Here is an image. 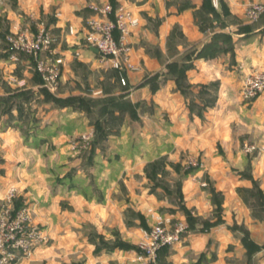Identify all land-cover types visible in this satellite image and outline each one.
Returning <instances> with one entry per match:
<instances>
[{
    "label": "rangeland",
    "instance_id": "rangeland-1",
    "mask_svg": "<svg viewBox=\"0 0 264 264\" xmlns=\"http://www.w3.org/2000/svg\"><path fill=\"white\" fill-rule=\"evenodd\" d=\"M106 1L117 0H80L73 9L63 4L75 0H0V212L13 218L26 214L23 231L30 239L28 253L18 250L4 264H264V257L256 255L264 246L262 226L255 238L240 226L236 240L241 247L232 240L221 247L213 237L202 249L186 247L184 241L164 248L153 261L138 257L142 233L158 216L168 218L170 225L185 221L183 237L190 228L199 230L198 225L211 227L212 216L220 218L222 197L212 192L211 166L224 164L230 171L240 165L239 173L253 182L243 191L244 200L264 221V87L253 97L245 95L248 77L264 73V67L239 65V74L224 89L219 80L191 83L186 70L192 62L187 59L197 43L187 42L175 26L160 46L151 36L160 20L150 10L198 3L204 27L209 25L204 18L209 0H123L140 25L122 81L107 57L86 53L90 3ZM65 19L74 22L59 28L57 23ZM36 23L59 37L67 55L54 89L43 84L31 56L19 62L10 56L8 36L21 27L36 29ZM70 24L78 30L73 39ZM138 34L144 35L149 56L163 66L159 72L148 68L138 73L140 66L133 61ZM75 38L81 41L75 43ZM220 41L224 43L218 45ZM179 42L184 53H179ZM227 42L226 36H218L213 51L229 50ZM78 46L85 50L82 56L74 52ZM169 77L175 79L189 117L205 118L204 110L220 114L209 126L214 139L196 136L192 123H178L153 97ZM135 85L148 90L138 91ZM189 130L194 131L186 145L178 138ZM186 181L212 193L209 216L197 217L186 205Z\"/></svg>",
    "mask_w": 264,
    "mask_h": 264
},
{
    "label": "crops",
    "instance_id": "crops-1",
    "mask_svg": "<svg viewBox=\"0 0 264 264\" xmlns=\"http://www.w3.org/2000/svg\"><path fill=\"white\" fill-rule=\"evenodd\" d=\"M253 1L257 0H214L215 3L209 5L204 17L209 25L204 27L200 25L199 13L197 14L201 8L198 3V5L182 9L176 7L167 9L163 6H155V8L150 10V15L157 16L160 22L157 31L154 32L155 34L152 33L151 35L152 39L164 47L172 35L175 26L179 27L183 35H185L187 42L197 43L192 56L187 59V62H192V66L186 70L189 81L199 84L211 80H219L222 89H224L228 85L227 83H231L232 78L239 74V65L246 69L252 65L255 67L263 65L264 67V13L258 20V24L248 20L245 15L247 6ZM113 3H124V1L117 0ZM80 5V0H75L71 5L63 4V6H70L72 9L79 8ZM65 20H59L57 23L59 28H63L66 22L69 23L70 19L68 21L67 19ZM73 22L74 20L71 21V23ZM145 24V15H143L141 17V31L145 28ZM218 36L227 37V43L231 47L229 50L222 52L220 49H216L213 51ZM143 37L144 35L141 34L140 36L138 34L137 38L135 37L137 54L135 53L133 61L134 63L136 62L135 64H137L138 68L140 66L139 70L141 71L138 73L148 68H151L152 73L159 72L163 66L155 57L149 56L144 40H142ZM74 41L75 43H79L81 39L75 38ZM223 43L224 41H220L218 45ZM184 47L182 42L178 43V49L181 51L179 53L185 52L186 47ZM74 52L82 56L85 50L78 46ZM89 52L91 54L97 53L91 48L86 51V53ZM170 60L171 58H168L167 62H170ZM127 75L130 82L131 73ZM136 88L138 91L140 88L148 90L144 86ZM136 90L134 89V91ZM153 97L167 108L173 117L178 119L176 120L178 123L180 122L183 125L192 123L197 133L196 136L215 138L214 132L211 133L209 131V126L220 119V114H213L212 111L208 112V110H204L203 115L205 118L198 114H195L193 118L189 117L183 98L177 92L175 79L170 77L166 79L163 85L153 93ZM193 131L189 130L183 133L178 139L184 140L186 145H188L186 142L188 139L187 135L193 134ZM210 166L211 164H209ZM239 166L235 164L233 167H230V171L224 164H218V167L215 165L209 168L210 173L213 172L211 174L214 177V180L211 182V186L213 187L212 192L219 193L222 197V201L218 205L220 218L212 216L213 218L211 219L214 224L209 228H205L203 225H198L201 227L199 230L190 228L187 235L182 238L181 242L176 243V246L185 241L186 247L195 248L197 246V249H202L214 237L218 239L217 244L221 247L227 245L231 240L232 243L234 242L238 247H241L240 242L236 240L240 235L238 231L240 226L247 227L254 238L257 234L256 231H258L257 227L262 226L264 229V221L262 222L254 214L253 205L249 201L244 200L243 191L248 189L253 182L244 178L239 173ZM260 184L264 191V175ZM183 193L186 205L192 209L195 216L202 218L213 213L212 195H209L212 193L190 181H186L183 185ZM258 254L264 257L263 245L258 248L256 255ZM174 255L178 257L176 254ZM94 259L92 261L95 262L97 258Z\"/></svg>",
    "mask_w": 264,
    "mask_h": 264
},
{
    "label": "built area",
    "instance_id": "built-area-1",
    "mask_svg": "<svg viewBox=\"0 0 264 264\" xmlns=\"http://www.w3.org/2000/svg\"><path fill=\"white\" fill-rule=\"evenodd\" d=\"M91 15L86 19L84 33L86 46L97 48V53L107 57L125 81L124 65L129 63L133 50V35L140 25L139 16L123 3L111 1L91 2ZM264 13V0L249 3L246 17L258 21ZM74 25L68 26L72 38L77 32ZM12 61H21L23 56H31L35 70L40 74L43 84L54 89L61 69L65 65V53L61 50L59 37L44 24L36 23V29L21 27L8 36ZM264 87V73L251 75L245 84L246 97H253ZM26 214L19 213L16 218L0 212V264L15 259L17 251L29 252V236L23 231ZM35 231V229L33 230ZM187 231V223L178 221L170 225L169 219L158 216V220L142 233L139 258L153 261L166 247L179 243ZM33 233L30 234V237Z\"/></svg>",
    "mask_w": 264,
    "mask_h": 264
},
{
    "label": "trees",
    "instance_id": "trees-1",
    "mask_svg": "<svg viewBox=\"0 0 264 264\" xmlns=\"http://www.w3.org/2000/svg\"><path fill=\"white\" fill-rule=\"evenodd\" d=\"M211 4V0H209V4H208V7H209V5ZM38 73V72H37ZM38 75H39V77H40V79H41V76H40V74L38 73Z\"/></svg>",
    "mask_w": 264,
    "mask_h": 264
},
{
    "label": "water",
    "instance_id": "water-1",
    "mask_svg": "<svg viewBox=\"0 0 264 264\" xmlns=\"http://www.w3.org/2000/svg\"><path fill=\"white\" fill-rule=\"evenodd\" d=\"M91 49L96 51V52L98 51L97 48H95V47H91Z\"/></svg>",
    "mask_w": 264,
    "mask_h": 264
}]
</instances>
